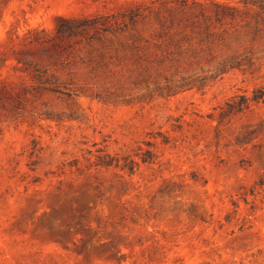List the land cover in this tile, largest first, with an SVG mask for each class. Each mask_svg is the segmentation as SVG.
Masks as SVG:
<instances>
[{"label": "rangeland", "instance_id": "obj_1", "mask_svg": "<svg viewBox=\"0 0 264 264\" xmlns=\"http://www.w3.org/2000/svg\"><path fill=\"white\" fill-rule=\"evenodd\" d=\"M261 84L264 0H0V264H264Z\"/></svg>", "mask_w": 264, "mask_h": 264}, {"label": "trees", "instance_id": "obj_2", "mask_svg": "<svg viewBox=\"0 0 264 264\" xmlns=\"http://www.w3.org/2000/svg\"><path fill=\"white\" fill-rule=\"evenodd\" d=\"M65 23V25H63ZM62 23V28L64 27L68 32H74L78 28V21L68 20ZM233 64V63H231ZM232 66V65H231ZM226 67H221L220 70H224ZM264 100V84L255 87L250 95L236 94L232 99L225 103L224 113H231L241 111L243 108H247L250 103H258ZM142 162H151L154 159V154L151 150H147L143 155H141ZM99 163L101 165H111L114 163L116 166L120 165L119 159L117 157H109V159H100ZM135 161L129 160L123 163L121 166L126 167L130 173L134 171Z\"/></svg>", "mask_w": 264, "mask_h": 264}]
</instances>
